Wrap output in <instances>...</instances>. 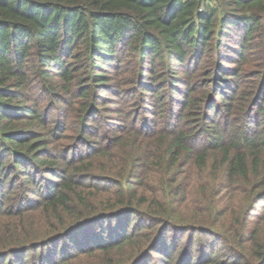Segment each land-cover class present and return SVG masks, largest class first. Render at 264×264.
I'll list each match as a JSON object with an SVG mask.
<instances>
[{"label": "trees", "instance_id": "obj_1", "mask_svg": "<svg viewBox=\"0 0 264 264\" xmlns=\"http://www.w3.org/2000/svg\"><path fill=\"white\" fill-rule=\"evenodd\" d=\"M0 264H264V0H0Z\"/></svg>", "mask_w": 264, "mask_h": 264}, {"label": "rangeland", "instance_id": "obj_2", "mask_svg": "<svg viewBox=\"0 0 264 264\" xmlns=\"http://www.w3.org/2000/svg\"><path fill=\"white\" fill-rule=\"evenodd\" d=\"M210 5H212V6H220V4L219 3H217V2H210ZM220 9V14H221V17H223L224 16V14H225V12H226V10L224 9V7H221V8H219ZM211 179H212V181H214L213 179H215V177L214 176H212L211 177ZM195 180V179H194ZM196 181V180H195ZM197 197H199V195L198 194H196V195H194V199L196 200V198ZM210 239L209 237H206L205 236V239Z\"/></svg>", "mask_w": 264, "mask_h": 264}]
</instances>
